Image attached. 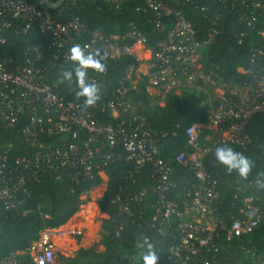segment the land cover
<instances>
[{
	"label": "trees",
	"instance_id": "16d2710c",
	"mask_svg": "<svg viewBox=\"0 0 264 264\" xmlns=\"http://www.w3.org/2000/svg\"><path fill=\"white\" fill-rule=\"evenodd\" d=\"M38 2L39 0H28ZM56 1V0H50ZM139 1H126L115 8L109 0H65L60 7L47 10L60 21L70 17L82 21L84 28L80 42L95 35L124 33L126 25L133 23L146 38V47L154 49L165 37L166 32L158 30L152 22L151 11H136ZM259 4V6H256ZM206 8V9H204ZM185 18L190 21L198 38L212 34V41L204 45L197 57V65L204 73L231 87H257L264 79V0H230L225 5L216 0H186L180 5ZM166 27H168L166 25ZM242 34L239 38L238 36ZM51 45L50 36L35 27L18 33L14 27L0 26V60L10 65L34 64L46 66L50 80L56 82L57 93L63 101L82 102L75 98V79L71 85L61 82L59 67L64 63V49ZM67 49V48H65ZM43 57L35 61L36 52ZM56 59H52L53 55ZM74 65L71 61L68 65ZM104 75L89 72V78L102 83V98L92 109L98 123L114 126L117 118L105 107L112 91L127 88L128 113L143 117L151 130L157 134L159 156L171 168L172 185L166 192L168 199L182 205L181 194L198 181L189 166L176 161V154L187 153L186 129L192 124H205L218 99H213L198 81L192 87L173 89L164 95L162 104L154 103L147 91L146 75L128 76L129 68L137 69L140 61L129 54H122L107 60ZM28 117L21 113L13 127L0 126V147L8 148L9 160L17 156L32 158L35 148L21 135V128ZM211 129L203 128L202 143H210ZM243 135L249 141L245 146L231 142L210 143V150L203 156L205 173L216 182L217 197L212 203L214 215L226 226L215 238L217 250L208 247L200 249L192 259L199 264H264V189L256 186V174L264 171V112L250 116L244 125ZM86 137L80 132L77 138L68 137L79 144ZM104 150L110 147L106 142ZM228 145L242 152L254 161L255 167L246 181L235 173L228 175L223 166L217 164L214 149ZM118 157L102 162L91 161L90 176L81 174V168H43L38 177L28 180L23 190L15 194V204L0 211V259L10 253L26 251L44 229L63 226L85 205L82 196L91 188L99 186L103 173L106 186L98 200L99 211L106 215L101 223L103 235L89 248L79 247L69 256H61L63 264H142L144 249L137 247L140 236H148L160 256L159 264H174L166 260L169 247L175 241L174 228L165 235H159L149 225L154 213L157 183L155 169L150 164L136 168L125 160L126 152L121 146L114 148ZM79 170L78 175H76ZM142 192L135 202L125 203L123 196ZM120 196V201H115ZM258 207L259 225L249 234L239 237L229 235L228 226L233 219L247 216L246 200ZM177 219L173 221L175 225ZM79 242V238L75 243ZM26 259V256H24Z\"/></svg>",
	"mask_w": 264,
	"mask_h": 264
},
{
	"label": "built area",
	"instance_id": "2783aa9c",
	"mask_svg": "<svg viewBox=\"0 0 264 264\" xmlns=\"http://www.w3.org/2000/svg\"><path fill=\"white\" fill-rule=\"evenodd\" d=\"M109 1L115 8L126 1H139L136 11H151L153 24L158 30L166 32L165 37L154 49L147 48L144 34L133 23H128L124 33L95 35L80 42L84 28L82 21L76 17L60 21L48 13L40 0H0V26H13L18 33L35 27L49 34V47L64 49V63L58 71L61 77L64 71L74 69L75 65H68V54L74 44H79L88 51H107L109 56L105 63L122 54L138 58L137 51L146 52L149 62L145 74L148 87L161 93L192 87L198 81L205 82V73L198 67L196 59L199 50L212 41V34L197 37L193 24L180 10V5L186 0ZM216 1L225 5L230 0ZM52 59H56L55 54ZM34 60H43L38 51ZM98 83L102 87V83ZM219 83L223 91L208 121L207 129L213 131L208 141L211 144L231 142L245 146L249 141L242 134L245 123L251 115L264 112V79L255 88ZM239 90L245 93L241 95ZM127 92V88H122L110 94L105 107L118 121L114 126H105L95 118L92 112L94 107L83 111L82 102L59 98L57 84L50 80L46 66L31 61L10 65L0 60V126L13 127L18 123L19 114L24 113L28 121L21 128V135L35 148L32 158L17 156L9 160L8 148L0 147V211L14 206L16 192L23 190L28 180L36 179L41 169H76L80 166L81 174L88 178L93 159L106 162L118 157L114 148L121 146L126 152L125 160L136 168L150 164L155 169L157 183L153 191L157 197L149 225L159 235H165L174 228L175 241L169 247L166 260L174 264H199V260L190 259L203 247L215 252L218 246L214 240L219 236V231L226 228L214 215L212 203L217 197L216 182L205 173L203 166V156L210 150V143L200 140L204 126L192 124L188 127L185 133L191 149L187 153L176 154V161L189 166L198 181L181 194L182 205L179 207L174 200L166 197L172 185L171 168L159 156L157 134L143 117L128 113ZM80 132L86 137L79 144L69 141L68 137L75 139ZM103 142L110 147L108 152L104 150ZM78 173L79 170L76 175ZM99 175L105 176L100 172ZM141 195L142 192L128 193L123 200L126 204L135 202ZM120 199L117 196L115 201ZM251 202L250 198L246 200L247 216L233 219L229 224L227 240L249 234L259 225L258 207ZM175 219L177 222L173 225ZM55 229L42 230L26 251L3 256L0 264H55L56 247L52 237ZM68 233L78 235L82 231L72 228Z\"/></svg>",
	"mask_w": 264,
	"mask_h": 264
},
{
	"label": "clouds",
	"instance_id": "9594fccd",
	"mask_svg": "<svg viewBox=\"0 0 264 264\" xmlns=\"http://www.w3.org/2000/svg\"><path fill=\"white\" fill-rule=\"evenodd\" d=\"M109 56L107 51L99 49L88 51L86 47L74 44L68 54V59L75 65L73 70H66L62 74L61 82L72 84L75 79V98L82 100V110L93 108L102 98V88L98 82L89 79V72L103 74L107 71L104 62ZM214 158L217 164L223 166L228 175L235 173L241 180L246 181L255 167L254 161L242 152L236 151L228 145H219L214 149ZM256 186L264 189V171L256 174ZM137 247L144 249L142 264H159L160 256L155 245L148 236H140Z\"/></svg>",
	"mask_w": 264,
	"mask_h": 264
},
{
	"label": "rangeland",
	"instance_id": "374dc122",
	"mask_svg": "<svg viewBox=\"0 0 264 264\" xmlns=\"http://www.w3.org/2000/svg\"><path fill=\"white\" fill-rule=\"evenodd\" d=\"M137 52L139 54L138 57H141L142 59L140 60V64H146L145 61H147V55H142L139 51ZM136 74V69L132 70V68H129L127 72L128 76H137ZM205 78L206 79L205 82H203V88L213 99H218L221 94V90L223 91L222 84L216 81L214 76H212L210 73H206ZM238 93L242 95L245 93V91L239 90ZM156 97L157 96L154 98ZM101 178L102 182L99 186L91 188L82 196V199H84L86 202L85 205L77 212V214L71 217L66 224L56 228L53 231L52 237L56 247L55 264H63L60 260L61 256H69L79 247L89 248L101 239L103 235L101 223L106 218V215L99 211L98 200L104 191L107 181L105 176H102ZM72 228L75 230H81L82 233L78 235L69 234L68 231H70ZM77 238H79V242L75 243Z\"/></svg>",
	"mask_w": 264,
	"mask_h": 264
},
{
	"label": "crops",
	"instance_id": "0c3cea01",
	"mask_svg": "<svg viewBox=\"0 0 264 264\" xmlns=\"http://www.w3.org/2000/svg\"><path fill=\"white\" fill-rule=\"evenodd\" d=\"M140 52V51H139ZM138 53V52H137ZM140 54H142V55H147V61H145L146 62V64H143V63H141L140 65L141 66H139V68H137L136 70H137V76H139V75H145L146 74V72H147V70H148V66H149V62H148V54L146 53V52H144V51H142V52H140ZM138 56H139V54H137ZM139 61L140 60H142L141 59V57H138L137 58ZM144 62V63H145ZM147 91H148V93L151 95V97L153 98V100H154V103H159V104H162L163 103V101H164V95H165V93H161V92H159V91H157V90H155V89H153V88H151V87H147ZM155 96H157L156 98H154ZM201 125H203L204 126V128H208L209 126H208V122L207 123H205V124H201ZM207 139H211V137H206Z\"/></svg>",
	"mask_w": 264,
	"mask_h": 264
},
{
	"label": "water",
	"instance_id": "95a60500",
	"mask_svg": "<svg viewBox=\"0 0 264 264\" xmlns=\"http://www.w3.org/2000/svg\"><path fill=\"white\" fill-rule=\"evenodd\" d=\"M44 7L47 9V10H54V9H57L58 7L61 6V4L65 1V0H56V1H50V0H40ZM129 264H133L131 262H129Z\"/></svg>",
	"mask_w": 264,
	"mask_h": 264
}]
</instances>
